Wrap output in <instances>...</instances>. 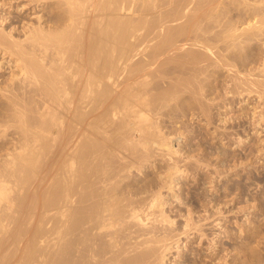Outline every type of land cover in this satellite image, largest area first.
<instances>
[{
  "label": "bare ground",
  "instance_id": "bare-ground-1",
  "mask_svg": "<svg viewBox=\"0 0 264 264\" xmlns=\"http://www.w3.org/2000/svg\"><path fill=\"white\" fill-rule=\"evenodd\" d=\"M252 96L260 136L264 0H0V264H264L258 229L217 242L220 199L179 193L214 167L189 123L242 146Z\"/></svg>",
  "mask_w": 264,
  "mask_h": 264
},
{
  "label": "rangeland",
  "instance_id": "rangeland-1",
  "mask_svg": "<svg viewBox=\"0 0 264 264\" xmlns=\"http://www.w3.org/2000/svg\"><path fill=\"white\" fill-rule=\"evenodd\" d=\"M255 99V100H254ZM253 102V103H252ZM248 103L249 104H247L246 103V105L242 108L240 105H239V107L237 106L233 111H232V113L231 114H229V116H233V115H235V116H233V117H235L234 118V122H231V123H234V125H236V127L234 128V130H232L231 129V131H233L234 133H248L249 132V138H248V140L245 142V143H243L242 144V146L240 145V146H238V144H236L237 146H236V148H235V146H232V145H229L230 144V142H228L226 145H223L224 143H226V141L224 142V143H220L219 142V140L218 139H216V140H213V139H211V137L210 136H207V135H205V133H207V131H206V128H205V125L207 124L205 121L201 124V123H198L197 121H193L191 124L193 125H191L190 126V123H189V125H188V123H187V130L189 131H187L188 132V134H189V136H190V138H189V140L188 141H191V144H193L194 146L196 145V144H198L197 142H200V144H202V147L205 149L206 148V152L208 153H210V158H209V160L208 161H210V163H211V165L213 166L214 165V167L213 168H211V169H209V170H205V169H199V171L198 172H196V173H193L194 175H192L191 177H189L188 179H186L185 181H186V183H187V185L183 188V186L181 187V189H180V194H181V197L182 198H184L185 200L186 199H188V189L190 190L191 188H192V192H196V193H200L199 194V196H197V198L199 197L200 198V195H201V198H202V200L204 199V198H209V197H211V193H212V195H215V197H216V199L217 200H219V204H221V206H223V207H221V209H222V213H219L216 217L214 216L215 214H214V211L212 210V209H210L209 210V212H207V214L205 213V212H203L202 211V208L200 207L199 208V210L200 211H202V214L203 215H212V213L214 214L210 219H217L219 216V220H220V223H222L221 224V226H223L224 228H222V230H221V227L219 228V227H217L218 228V230L217 231H219L220 232V234H221V236H219V240L217 241V242H220L221 240H225V241H223V242H226V241H228V239L230 240V237H231V234H232V238H234L233 240H234V242L235 243H239V241H242V237L245 235V234H247V233H251V231H253L254 229L255 230H257V231H259L260 233H262V238L264 237V143L262 144V143H260L259 142V140H263L264 141V133H262V134H259L260 136H256L255 134H254V132L253 131H250L251 129H250V127H252V126H249V119L247 118H241V120L242 119H244V120H242V121H240L239 119L237 120V116L239 117V115L241 116V115H243V112H245L246 111V113H249L257 104V102H256V96H252L249 100H248ZM248 105V106H247ZM258 106V105H257ZM242 108V109H241ZM213 112H215L213 115H212V119H211V124H209V126L207 127V129L208 128H210V131L211 132H213L214 130L213 129H215L216 127H217V125H218V130H221V129H219V127L222 125V127L223 126H225L224 124H220V116H219V114L217 113L218 111L216 110V109H214L213 110ZM212 112V113H213ZM235 112V113H234ZM237 114V115H236ZM239 114V115H238ZM250 114V113H249ZM215 115V116H214ZM244 116V115H243ZM228 117V116H227ZM214 120V121H213ZM237 121H240L241 122V124L242 125H240L239 124V122H237ZM247 121H248V123H247ZM213 122V123H212ZM238 124H237V123ZM231 123H228L229 125L231 124ZM236 123V124H235ZM243 123H245V124H243ZM201 124V125H200ZM228 124H227V128L228 129H230V127L228 126ZM232 125V124H231ZM238 125V126H237ZM240 125V126H239ZM244 125V126H243ZM246 125V126H245ZM197 127H199V128H197ZM201 127H203V128H201ZM226 127V126H225ZM245 128V130H244V128ZM193 128V129H192ZM216 128V129H217ZM238 128V130H239V128H240V130L239 131H235V129H237ZM192 129V130H191ZM196 129V130H195ZM204 129V130H203ZM241 129H242V131H241ZM196 132H194V131ZM247 130V131H246ZM249 130V131H248ZM192 131V132H191ZM197 131H200V132H197ZM222 131V130H221ZM220 131V132H221ZM243 131H245V132H243ZM194 132V133H193ZM251 132V133H250ZM199 133V134H198ZM201 133V134H200ZM230 133H232V132H230ZM241 133V134H242ZM196 134H198V135H200V136H198V135H196ZM194 135V136H193ZM196 135V136H195ZM245 135V134H244ZM204 136V137H203ZM206 136V137H205ZM255 136V137H254ZM193 137V138H192ZM257 137V138H256ZM207 138V139H206ZM197 139H199V140H197ZM201 139H203V141L201 140ZM197 141V142H196ZM215 141V142H214ZM256 141V142H255ZM232 143V142H231ZM259 143V144H258ZM211 144V145H210ZM259 145L258 146V148H257V145ZM221 145H223V147L221 146ZM253 145H256V146H253ZM263 145V146H262ZM186 146H188V145H184V147H186ZM250 147H252V148H250ZM260 147H261V150H262V152L260 153L259 152V150H260ZM208 148V149H207ZM218 148V149H217ZM225 148V149H224ZM222 149V150H221ZM253 149V150H252ZM256 149V150H255ZM211 151V152H210ZM226 151H228V152H226ZM257 151V152H256ZM219 152H221L222 153V156H221V153H219ZM245 152V153H244ZM213 153V154H212ZM215 153V154H214ZM217 153H219V154H217ZM225 155H224V154ZM228 153V154H227ZM232 153V154H231ZM234 153V154H233ZM258 153V154H257ZM260 153V154H259ZM218 155V156H217ZM219 155H220V157L222 158H220L219 157ZM215 158H214V157ZM227 156H228V158H227ZM230 156V157H229ZM242 156V157H241ZM212 157L214 158V159H212ZM225 157V158H224ZM240 157H241V159H240ZM216 158H217V160H216ZM224 158V159H223ZM227 158V159H226ZM235 159H236V161H235ZM246 159V160H245ZM248 159V160H247ZM229 160V161H228ZM245 160V161H244ZM216 161V162H215ZM224 161H226V162H224ZM238 161V163H236ZM240 161H241V163H240ZM223 162L226 164V167H225V165L221 168L220 166H221V164H223ZM235 163L234 165L232 164V163ZM241 164L240 166L239 165H237V164ZM246 164V165H244V164ZM249 163V164H248ZM258 163V164H257ZM229 164L230 165H232L231 167H227V165L229 166ZM218 165H220V166H218ZM236 165H237V167H236ZM245 167H244V166ZM215 166H217V167H215ZM220 167V168H219ZM235 167V168H234ZM243 167V168H242ZM257 167V168H256ZM225 168V169H224ZM229 168H231V169H233V170H230ZM238 168V169H237ZM226 169H227V171H226ZM258 169V170H257ZM217 170V173L216 174H218L219 175V171L220 172H222V174H224V171H225V174L224 175H222L221 176V178H220V180L218 179V182H217V191H215V190H211V192H210V194L209 193H207L208 192V190L206 189V188H203V187H201V182L203 183V180H206V179H208L209 178V176L212 174V173H215V171ZM228 170H230L231 172L229 173V171ZM236 170H237V172H236ZM212 173H211V172ZM204 172H206V173H204ZM226 172H228V174L226 173ZM202 173V174H201ZM206 174V175H205ZM205 175V176H204ZM207 176V177H206ZM224 176V177H223ZM227 176V177H226ZM206 177V178H205ZM233 177V178H232ZM151 178V177H150ZM209 180V179H208ZM207 180V181H208ZM184 181V180H183ZM248 181V182H247ZM231 182H233V183H231ZM247 182V183H246ZM254 182V183H253ZM262 182V183H261ZM241 183V184H240ZM249 183V184H248ZM190 184V185H189ZM201 184V185H200ZM223 185V186H222ZM233 186V188H234V190L233 191H228V190H226V187L227 186ZM248 185V186H247ZM254 185V186H253ZM190 186H192L191 188H188V187H190ZM201 188H200V187ZM226 186V187H225ZM241 186V188H239ZM224 187H225V189H224ZM238 187V188H237ZM243 187H245V188H243ZM251 187V188H250ZM176 188H178V187H176ZM224 190H223V189ZM197 189V190H196ZM201 189V190H200ZM203 189V190H202ZM237 189V190H236ZM239 189V190H238ZM243 189V190H242ZM205 190H206V192H205ZM222 190V191H221ZM241 190V191H240ZM201 191V192H200ZM236 191V192H235ZM184 192V193H183ZM220 192V193H219ZM238 192V193H237ZM202 193V194H201ZM205 193V194H204ZM227 193H230V194H227ZM182 194H184V195H182ZM185 194H187V195H185ZM207 194V196L205 197V195ZM233 194H237L236 195V197L234 198V195ZM226 195H227V197H226ZM187 196V197H186ZM220 196V197H219ZM231 197V198H230ZM207 198V199H208ZM225 198H227L226 200H225ZM255 198V199H254ZM223 200L225 201L224 203H223ZM234 200V201H233ZM257 201V202H256ZM229 203V204H228ZM234 203V204H233ZM197 206L199 207V205H198V201H197ZM222 204H224V205H222ZM227 205V206H226ZM229 205V206H228ZM233 205V206H232ZM242 207H241V206ZM253 205H255V206H253ZM232 206V207H231ZM251 206H253V209H251L252 207ZM230 207V208H229ZM250 207V208H249ZM226 208V209H225ZM236 208V209H235ZM248 209H251L252 210V214L250 215L253 219H251V220H247L246 222H247V224L246 225H244V226H242V225H240L241 224V222L240 221H243L244 219H245V217L243 216L244 215V213L246 214V211L248 210ZM229 210V211H228ZM236 210V211H235ZM238 210H240V211H238ZM176 211V210H175ZM232 211H234V212H232ZM211 212V213H210ZM232 212V213H231ZM248 212V211H247ZM208 213H210V214H208ZM237 213V214H236ZM226 214H229V216L227 215L226 216ZM231 214V215H230ZM222 215H223V218H221L222 217ZM225 215V216H224ZM238 215H240V216H238ZM226 217V218H225ZM238 219V220H237ZM223 220V221H222ZM210 221V222H209ZM254 221H255V223H254ZM208 222V223H207ZM206 223L207 224H209L210 223V225H208V227H211V223H212V220H208ZM239 222V223H238ZM230 223V224H229ZM259 224V225H258ZM225 225V226H224ZM249 226V227H248ZM225 227L227 228L226 230H228V232L230 233V237H227V238H224L225 237V234L226 233H224V229H225ZM254 228V229H253ZM260 229V230H259ZM225 230V231H226ZM223 231V232H222ZM243 233H241V232ZM255 232V231H254ZM224 235V236H223ZM223 237V238H222ZM241 238V239H240ZM260 238H261V236H260ZM237 240V241H236ZM258 240H259V238H258ZM263 240H264V238H263ZM262 240V242H264ZM197 245H198V243L196 244V243H194V244H192L191 245V248H197ZM218 245H220V244H218ZM237 245H239V244H237ZM205 247H207V244H205L204 245V248ZM220 247V246H219ZM222 247V246H221ZM254 247V246H253ZM201 251H203V250H201ZM187 252H190V250H187ZM262 252V254L264 255V251L262 250L261 251Z\"/></svg>",
  "mask_w": 264,
  "mask_h": 264
}]
</instances>
